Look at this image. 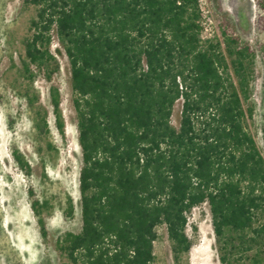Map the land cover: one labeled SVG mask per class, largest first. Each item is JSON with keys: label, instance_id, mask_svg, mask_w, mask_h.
<instances>
[{"label": "trees", "instance_id": "1", "mask_svg": "<svg viewBox=\"0 0 264 264\" xmlns=\"http://www.w3.org/2000/svg\"><path fill=\"white\" fill-rule=\"evenodd\" d=\"M31 3L37 10L23 40L18 72L26 86L19 94L47 136L49 110L34 83L39 74L51 82L60 72L51 49L55 32L69 61L81 150V223L56 238L62 264H156L161 225L174 264H187L188 214L203 203L220 261L264 264V148L249 129L256 49L231 16L219 13L217 33L203 38L198 0ZM48 96L64 139L61 94L53 83ZM12 154L29 174L22 153L14 148ZM29 193L46 240L48 200ZM74 209L68 195L65 215Z\"/></svg>", "mask_w": 264, "mask_h": 264}, {"label": "rangeland", "instance_id": "2", "mask_svg": "<svg viewBox=\"0 0 264 264\" xmlns=\"http://www.w3.org/2000/svg\"><path fill=\"white\" fill-rule=\"evenodd\" d=\"M208 13L202 16L207 31L203 38L217 33V15L228 13L241 38L256 49L255 78L252 99L254 115L249 129L257 144L264 148V0H205ZM37 8L31 0H0V264H62L64 258L56 248V238L66 230L80 227L79 181L81 150L78 127L70 86L69 61L58 43L55 32L52 51L60 62V72L48 82L39 74L34 87L40 102L47 107L50 133L40 134L32 121V111L20 96L25 88L18 67L24 54L23 40L29 34L30 19ZM263 17V19H261ZM60 49L61 52H58ZM53 83L61 94L65 120V138L55 128L49 104L48 88ZM182 101L173 108L172 123L179 125ZM46 141L54 148L49 149ZM17 148L30 164L27 174L15 161L12 150ZM40 201L48 200L44 212L47 238L41 236L31 207L29 191ZM74 201L72 217L66 216V198ZM187 233L193 244L187 264H223L219 259L218 243L212 216L206 203L194 207L188 214ZM154 243L156 264H174L170 242L163 225L157 228Z\"/></svg>", "mask_w": 264, "mask_h": 264}, {"label": "built area", "instance_id": "3", "mask_svg": "<svg viewBox=\"0 0 264 264\" xmlns=\"http://www.w3.org/2000/svg\"><path fill=\"white\" fill-rule=\"evenodd\" d=\"M198 1H199V7L202 11V15L205 17L206 14L208 13V10L206 9V1L205 0H198ZM203 29H204V31H207L208 28L206 27V25H204ZM202 32H203V30H202Z\"/></svg>", "mask_w": 264, "mask_h": 264}]
</instances>
